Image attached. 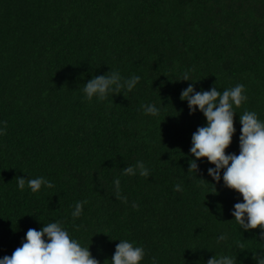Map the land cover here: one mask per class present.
Returning <instances> with one entry per match:
<instances>
[{
  "label": "trees",
  "instance_id": "1",
  "mask_svg": "<svg viewBox=\"0 0 264 264\" xmlns=\"http://www.w3.org/2000/svg\"><path fill=\"white\" fill-rule=\"evenodd\" d=\"M112 70L140 81L88 101L84 83ZM185 72L196 91L245 86L226 149L238 154L239 116L264 120V0H0V258L28 229L60 221L101 264L119 239L144 247L142 264H206L224 252L254 264L260 230H237L230 215L242 198L198 180L214 184L206 159L197 179L188 173L191 136L206 121L180 99ZM138 161L149 177L124 174ZM17 176L54 188L19 190ZM221 232L230 238L217 245Z\"/></svg>",
  "mask_w": 264,
  "mask_h": 264
},
{
  "label": "clouds",
  "instance_id": "2",
  "mask_svg": "<svg viewBox=\"0 0 264 264\" xmlns=\"http://www.w3.org/2000/svg\"><path fill=\"white\" fill-rule=\"evenodd\" d=\"M190 73L185 72L179 81L190 82ZM139 76L124 79L117 70L108 71L104 75L92 76L84 83L82 89L88 101L94 98L107 100L110 95L119 93L122 89L132 91L139 83ZM180 99L187 102L189 114L199 111L206 123L199 127L191 136L188 161V173L196 178L199 175L198 161L206 159L209 165L207 176L214 184L198 179L210 185L215 191V184L222 180L223 187L234 191L242 198L233 205L230 215L239 227L237 230L249 232L259 228V233L253 239L261 247L252 253L254 264H264V120L257 112L245 110L239 116L240 135L238 137V154L226 153L236 132L234 128L235 109L244 105L248 96L243 84L219 91L215 86L209 90L196 91L194 83L180 93ZM146 115L157 117L160 108L155 104L144 106ZM6 135V124L0 122V136ZM125 175L149 177L150 169L141 161L135 168L128 166L123 169ZM197 179V178H196ZM19 190L25 187L38 193L42 189H52L54 184L43 176L35 178L16 177ZM116 193L119 196L120 181H114ZM175 191L182 190L181 185L175 186ZM122 200L123 197H120ZM87 201H79L71 213L73 218L83 215ZM229 233L221 232L216 237V244L229 239ZM257 240L260 242L258 243ZM114 254L108 264H142L147 255L141 245L128 239L116 240ZM107 261V260H106ZM0 264H101L94 258L89 246L82 245L74 238L60 221L49 222L39 230L30 228L25 234L21 246L17 247L11 256L0 258ZM152 264H156L155 258ZM206 264H243L236 254L224 252L213 254Z\"/></svg>",
  "mask_w": 264,
  "mask_h": 264
}]
</instances>
